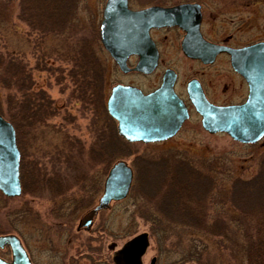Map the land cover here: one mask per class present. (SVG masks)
<instances>
[{
	"label": "rangeland",
	"instance_id": "1",
	"mask_svg": "<svg viewBox=\"0 0 264 264\" xmlns=\"http://www.w3.org/2000/svg\"><path fill=\"white\" fill-rule=\"evenodd\" d=\"M154 1L159 0L132 3L136 7ZM215 1L220 7L212 25L213 30L222 31V37L238 31L220 22L224 16L249 14L246 25L240 28L246 36L240 37L238 31L230 45H245L264 37V0ZM101 9V0H0V114L13 127L21 164L18 197L6 199L0 195V227L13 234L18 232L22 218L30 231L36 232L38 227L46 231L54 224L56 207L72 199H76V206H84V218L88 215L86 207L91 201L96 205L101 183L116 156L112 123L102 107L103 99L107 100L110 87L119 82L142 88L155 83L113 71V62L97 37ZM257 11L263 12L259 18ZM166 47L176 55L169 54L165 62L170 60L181 76L187 73L190 77L189 71L195 74V66L177 54L176 41L174 48L169 42ZM188 143L201 159L223 160L225 173L229 170L235 178L247 180L258 172L260 180L253 187L240 182L231 197L223 192V202L218 193L214 195L211 217L221 208L227 214L221 215L225 219H209L205 225L214 227L216 233L221 231V236L202 232L207 229L202 225L204 220L197 231L171 227L164 245L168 261L196 245L205 264V260L211 264H264V153L249 156L246 147L226 135L202 134L181 141L184 147ZM140 151L153 153L143 148ZM132 159L126 161L131 163ZM136 172L140 174L137 168ZM215 179L220 186L228 187L225 175ZM138 184L133 190L141 194ZM131 204L129 200L111 203L103 210V219L94 218L92 230L84 231V243L100 244L97 237L102 228L105 234L120 237L126 228L146 230L149 225L143 220L131 226L123 218L133 210ZM107 235L103 237L106 244ZM154 243L152 239L151 249H155Z\"/></svg>",
	"mask_w": 264,
	"mask_h": 264
},
{
	"label": "flooded vegetation",
	"instance_id": "2",
	"mask_svg": "<svg viewBox=\"0 0 264 264\" xmlns=\"http://www.w3.org/2000/svg\"><path fill=\"white\" fill-rule=\"evenodd\" d=\"M132 2L134 0H127L128 8L133 11L146 9L154 5L161 8L180 4H193L197 6L200 15L198 32L201 38L210 44L223 45L239 50V48L249 46V44L264 42L263 37L252 42L248 41L245 45H230L229 43L237 37L238 31H241L240 37L246 36V32H243L240 28L246 25L249 14L244 13V16L241 14L228 15L226 17L220 13L224 16V20H220L222 24H231L230 26L236 27L238 30L235 33L227 32V35L222 37V31L213 30L212 25L213 22L217 21L219 15L218 9L220 7L215 0H185V2L181 0L172 3L159 0L157 2L154 1V4L146 3L136 7L133 6ZM105 3L106 0H101V18ZM243 6L247 8L246 4ZM257 14V18H259L263 15V12L260 11L258 13L257 11ZM148 35L157 53V65L148 75L133 70L138 62L137 56H130L127 59L126 66L129 70L126 73L121 72L112 59L111 61L113 62V71L116 74L133 76L134 78L138 76L139 78L147 80V83H155L149 87L142 88L133 84L119 82L111 86L110 90L116 85L132 86L140 90L143 95H149L161 86L160 84H162L166 72L169 71L172 76V91L179 102H181L184 108L183 110L186 113V118L182 121L178 130L167 138L146 142L143 140L131 141V139L128 140L120 134L118 121L108 115L106 109L107 100L105 101L103 99L102 107L112 123V138H114L112 144L115 146L114 153H116L114 160L109 165V169L115 163L122 162L131 172V183L126 196L121 200L109 202L103 209L95 210L103 192L104 178L99 188L100 196L96 200L97 203L93 206L94 202L91 201L90 205L86 207L88 209L86 214L88 215L85 218L84 206H76V199H72V201L62 203L56 207L57 212H55L56 218L54 224L47 228V232L43 227H38L36 232H34V229L30 231L28 226L25 225L27 223L24 218L20 220L19 230L15 234L0 227V238L13 235L18 240L24 252V255H16L19 264H185V262L205 264L201 262L202 254L198 251L196 245H193L188 253H182L174 261H168V251L164 245L171 231V227H187L191 231H197L196 229L201 228V221L204 220L202 225L207 227V229L202 232L206 233V235H212L214 228L206 226V221L209 219H225L221 215L227 214L221 208L217 212L214 211V215L211 217L210 211L212 210L214 195L218 193V198L223 202L225 201L223 192L231 197L236 185H240V182L242 184L246 183V187H253L254 183L258 184L260 180L258 172L247 180L235 178L229 170H227V173L224 172L223 168H226V164L223 165V160L220 161L214 157L201 159L198 151L195 152V149L193 150V148L188 147L189 143L185 147L182 145L183 143L181 144L182 140H193L202 134L207 137L226 135L224 133H209L202 128L201 117L188 98L187 89L189 83L192 84L193 88L198 86L206 101L216 107L241 105L247 100L249 95L247 82L230 67L229 56L225 53H219L213 58L211 63H203L199 59L186 57L180 48V42L184 38V32L177 26L156 28V30L151 29ZM172 38L178 43L177 54L181 59L195 66L196 70L194 75L189 71L190 77H187V73L181 76L182 73L180 70L172 66L170 60H168L169 62L164 61L169 54L176 55L173 52L169 53L166 47L169 42L174 48ZM109 94L110 91L108 92V96ZM234 143L237 142L234 141ZM237 144L246 147L249 156L255 154L260 156L264 153V136L257 142H253V144ZM141 148L146 151H153L152 155L154 156L151 155V152L146 153L140 151ZM143 154H148L152 157L144 156ZM129 157L133 158L131 163L126 161V158ZM20 165L19 155V169ZM136 168L140 173L139 175L136 172ZM220 175L222 177L225 175V177L229 178L227 188L220 186L216 182L215 178H218ZM138 179L140 180L137 181ZM136 182L139 183L138 186L141 185L142 187L141 194L137 190H133L135 189L133 187ZM1 196L9 199L3 195ZM126 200L131 201L133 210L129 211L127 216L123 218L129 220L131 226L137 220H143L144 223L149 225L148 228L143 231L138 230L136 227L135 229L134 227L126 228L122 231L121 237L119 236L120 234L115 233L107 235L103 232L104 230L102 228L100 230L101 233H98L100 237H97L98 241L100 240V244H85L83 237L84 231L87 233V231L92 230L93 219L97 217L101 218L104 213L103 210L108 209L111 203H120ZM258 206L259 203L254 208L257 211ZM237 213L249 215L248 212L238 211ZM184 221H191V223L185 224ZM204 226L203 228H205ZM105 235L109 239L106 240L109 241L107 244L104 243L105 238L103 237ZM142 236L145 244L140 251L138 250V244H140L138 241H135L132 249H124L132 240ZM152 239L155 242V249L150 248ZM13 260L14 251L11 245L6 242L0 243V264H10ZM205 262L211 264L209 260H205Z\"/></svg>",
	"mask_w": 264,
	"mask_h": 264
},
{
	"label": "water",
	"instance_id": "3",
	"mask_svg": "<svg viewBox=\"0 0 264 264\" xmlns=\"http://www.w3.org/2000/svg\"><path fill=\"white\" fill-rule=\"evenodd\" d=\"M199 8L193 4H180L161 8L157 6L133 11L127 0H106L99 24V41L118 69L126 73V61L137 56L134 71L148 75L157 65V53L149 31L177 26L184 32L180 42L182 53L203 63H211L219 53L229 56L230 67L244 78L249 88L245 103L227 107L209 104L200 88L188 84V98L201 117L202 128L209 133H225L232 141L253 144L264 136V42L233 49L205 42L199 31ZM171 72H166L161 86L149 95H143L132 86L116 85L106 101L108 115L118 121V129L128 140L154 141L174 134L186 118L184 108L172 91ZM130 169L122 162L108 171L103 192L95 210L105 208L109 202L123 199L131 183ZM0 192L7 198L17 197L19 184V152L15 144L13 127L0 116ZM142 239V240H141ZM138 241L139 251L144 247L142 237L132 240L124 248L132 249ZM14 251L10 264H19L16 255L23 254L15 236L0 238Z\"/></svg>",
	"mask_w": 264,
	"mask_h": 264
},
{
	"label": "trees",
	"instance_id": "4",
	"mask_svg": "<svg viewBox=\"0 0 264 264\" xmlns=\"http://www.w3.org/2000/svg\"><path fill=\"white\" fill-rule=\"evenodd\" d=\"M1 72H2V63H1V61H0V76H1ZM0 115H1V114H0ZM1 116H2V115H1ZM2 117H3V116H2ZM258 201H259V200H258ZM258 201H257V202H258ZM259 202H261V201H259ZM259 202H258V203H259ZM259 204H260V203H259ZM257 205H258V204L256 203V207H257ZM212 228H214V227H212ZM217 229H219V228H217ZM214 230H215V229H214ZM214 230L212 231V234H214L215 236H221V231H220V233H219V232L216 233V231H214Z\"/></svg>",
	"mask_w": 264,
	"mask_h": 264
}]
</instances>
